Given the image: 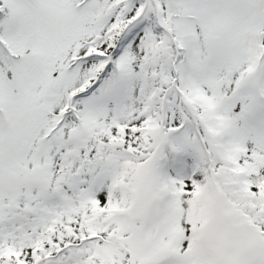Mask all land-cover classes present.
<instances>
[{
    "label": "snow or ice",
    "instance_id": "obj_1",
    "mask_svg": "<svg viewBox=\"0 0 264 264\" xmlns=\"http://www.w3.org/2000/svg\"><path fill=\"white\" fill-rule=\"evenodd\" d=\"M0 264H264V0H0Z\"/></svg>",
    "mask_w": 264,
    "mask_h": 264
}]
</instances>
